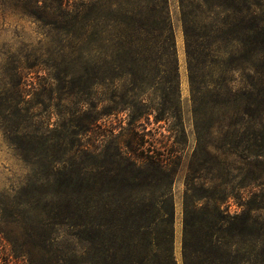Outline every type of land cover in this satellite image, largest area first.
<instances>
[{"label":"trees","instance_id":"obj_1","mask_svg":"<svg viewBox=\"0 0 264 264\" xmlns=\"http://www.w3.org/2000/svg\"><path fill=\"white\" fill-rule=\"evenodd\" d=\"M141 1L148 5L153 32L147 73L157 82L155 85L162 86L156 89L162 93V101H146V92L141 90L144 81L139 79V100L123 128L129 138L122 141V133L115 137L120 176L74 171L64 155L56 156L54 150L60 146L49 138L35 137L27 150L24 148L46 170L37 179L40 190L27 197L25 205L33 202L31 205L49 207L46 214L73 227V238L84 242L81 251L73 249L70 264H177L174 185L179 170L184 169L185 144L159 142L151 138L152 132L141 122L144 116L149 120L151 115L155 124L180 119L175 30L169 0ZM99 2L103 0H0V18L15 14L51 25L71 19V25L81 23L87 28L90 25L85 23L86 17L97 10ZM179 6L195 102L214 98L220 110L241 109L251 116L250 128L254 130V139L247 133L233 148L231 139L225 136L219 151L225 150L243 161L242 165L236 162L226 166L220 159L215 182L202 178L208 168V162L202 160L207 146L199 139L185 170L183 263L264 264L262 196L259 192L251 196L245 192L252 186L260 188L259 178L252 177L256 170L251 167L261 165L264 158V150L256 145L260 137L264 139V0H179ZM122 11L126 17L135 15L126 7ZM123 25L124 30H129L126 21ZM132 54L133 63L141 66L142 51ZM7 64L8 85L14 97L6 104V113L14 109L20 118L24 112L22 98L28 95L25 67L20 55L9 57ZM101 85L92 83L97 89ZM236 85L241 88L237 90ZM103 102L99 100L94 105L97 117L89 126L79 123L78 130L72 132L78 137L70 150L74 157L90 154L83 137L104 139L97 125L108 115L98 108ZM206 104L207 101L204 107ZM200 105L195 109L196 118L205 113ZM235 137L239 138L238 133ZM232 200L241 210L239 213L230 212ZM1 254L2 249L0 264H13L22 257L21 250L13 251L9 258Z\"/></svg>","mask_w":264,"mask_h":264},{"label":"rangeland","instance_id":"obj_2","mask_svg":"<svg viewBox=\"0 0 264 264\" xmlns=\"http://www.w3.org/2000/svg\"><path fill=\"white\" fill-rule=\"evenodd\" d=\"M169 3L179 70L180 119L155 124L151 115L149 120L144 116L141 122L147 131L152 132L151 138L164 143L185 144L184 169L179 170L174 185V254L177 264H184L185 170L199 139L207 146L202 160L208 162V168L203 171L202 178L215 182L220 159L226 166L236 162L242 165L243 161L225 150L219 151L225 136L231 139L233 148L237 140L246 137L247 133L254 139L251 135L254 130L250 128L251 116L245 115L241 109L220 110L214 98L206 97L195 102L191 93L179 0H169ZM98 6L94 13L86 17L85 23L90 25L87 28L81 23L71 25V19L51 25L15 14L0 18V246L4 247L0 249L4 258H9L13 251L21 250L22 257L15 263L11 262L13 264H70L73 249L81 251L84 246V242L73 238V227L53 214H46L49 207L31 205L33 202L25 205L27 197L40 190L37 179L43 177L46 171L40 163H35L38 159L24 149L26 147L27 150L32 139L49 138L59 145L60 148L56 147L54 153L58 157L64 155L74 171L120 176L115 158L118 144L115 137L122 133V141L129 138L123 128L127 127L134 113L133 106L139 100L136 89V85L140 84L139 79L144 81L141 90L146 92V101H162V93L156 90L162 86L155 85L157 82L147 73L153 46L148 5L141 0H103ZM125 7L135 15L126 17L122 11ZM125 21L129 30H124ZM135 50L142 51L141 66L133 63L132 53ZM13 55L22 57L26 74L24 85L28 95L22 98L24 112L20 118L14 114V109L6 113L10 99L14 97L6 75L9 57ZM93 82L102 85L99 89L93 88ZM235 88L238 90L241 87L236 85ZM99 100H104L98 104L99 110L108 114L97 124L104 139L97 140L93 135L83 137L82 142L89 144L90 154L74 157L70 150L76 146L78 137L72 132L78 130L76 126L79 123L87 127L93 122L97 117L94 105ZM205 101L207 104L204 107ZM201 103L200 107H204L205 113L196 118L195 109ZM237 133L239 138L235 137ZM242 141L244 147L243 138ZM254 143L255 140H252L251 144ZM256 145L259 150H264V139L260 137ZM261 161V165L251 167L257 172L252 177L256 175L259 178L260 188L252 186L245 192L248 196L254 192L260 193L264 220V158ZM240 211L232 200L230 212L234 214Z\"/></svg>","mask_w":264,"mask_h":264}]
</instances>
